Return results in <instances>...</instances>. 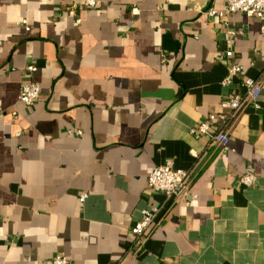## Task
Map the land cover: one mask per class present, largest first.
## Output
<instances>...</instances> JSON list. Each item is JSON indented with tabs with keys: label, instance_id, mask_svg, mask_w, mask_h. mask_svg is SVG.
I'll return each mask as SVG.
<instances>
[{
	"label": "crops",
	"instance_id": "crops-1",
	"mask_svg": "<svg viewBox=\"0 0 264 264\" xmlns=\"http://www.w3.org/2000/svg\"><path fill=\"white\" fill-rule=\"evenodd\" d=\"M213 9L224 0H0V264H264L261 22ZM227 30L262 93L223 151L190 132L241 90L221 85ZM167 161L192 173L189 194L134 255L130 230L165 202L148 177Z\"/></svg>",
	"mask_w": 264,
	"mask_h": 264
},
{
	"label": "built area",
	"instance_id": "built-area-1",
	"mask_svg": "<svg viewBox=\"0 0 264 264\" xmlns=\"http://www.w3.org/2000/svg\"><path fill=\"white\" fill-rule=\"evenodd\" d=\"M84 6L88 9H95L98 6V0H83ZM74 9V8H73ZM244 14L248 18H256L261 22V36L264 38V0H224L223 10H210L207 15L224 20L227 25L228 18ZM23 24L27 26V22ZM28 30V29H27ZM234 33L227 30L224 34L225 43L224 57L228 63V76L221 82L223 87H234L235 81H240L241 89L239 92L232 91L221 102V111L210 114L206 121L201 123L197 129L191 130V135L200 138L205 137L207 146H215L223 151L229 150L230 132L237 121V118L247 108L254 107L260 109L259 98L262 93V84L259 80L253 79L246 74V68L234 61L235 43L233 41ZM27 70L31 74L38 72L35 64L28 66ZM41 88L36 82L23 84L20 89L19 101L26 107H32L40 98ZM80 135V132H77ZM195 156V152H192ZM191 172L175 166L172 161H167L158 166L148 177V187L156 193H162L165 197L163 205L144 209L140 220L130 230L133 241L131 252L137 254L145 248L149 234L157 229L163 222V219L170 207L178 200L188 196L191 185ZM256 182L254 175L245 174L240 179L242 186L251 188ZM85 197L82 198L84 200ZM196 196H193L195 199ZM51 264H71L70 260L64 256L57 255L51 260Z\"/></svg>",
	"mask_w": 264,
	"mask_h": 264
}]
</instances>
